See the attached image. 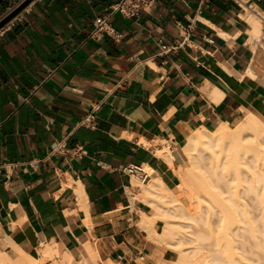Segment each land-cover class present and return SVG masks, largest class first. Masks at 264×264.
I'll return each mask as SVG.
<instances>
[{"label":"crops","instance_id":"obj_1","mask_svg":"<svg viewBox=\"0 0 264 264\" xmlns=\"http://www.w3.org/2000/svg\"><path fill=\"white\" fill-rule=\"evenodd\" d=\"M116 2L34 0L0 35L6 249L12 240L39 258L49 243L65 264L162 262L167 208L151 181L179 195L191 132L264 119V31L249 20L264 0H158L139 17L112 16L120 38H91ZM162 42L180 47L162 52ZM93 107L97 129L79 126ZM167 147L173 166L157 156ZM131 165L148 166L149 180Z\"/></svg>","mask_w":264,"mask_h":264},{"label":"bare ground","instance_id":"obj_2","mask_svg":"<svg viewBox=\"0 0 264 264\" xmlns=\"http://www.w3.org/2000/svg\"><path fill=\"white\" fill-rule=\"evenodd\" d=\"M252 11L249 20L254 27L253 33L260 36L264 31V27L255 13L259 10L255 8ZM182 151L184 158L179 157L182 168L176 171L180 178L179 195L166 188L161 178L152 180L147 187L153 196L156 195L155 197L168 206L169 209L166 210L167 215L165 217L171 215L179 219L190 218L192 213L196 211V205L199 207L198 209H202L201 205L204 202H210L214 206L233 199L238 200L237 197L234 198V193L232 194L223 187V177L216 171L222 165L231 168L237 179L242 173H245L249 186L244 187L243 191L248 196L253 192L255 199H252L254 196L250 199L253 201L259 199L258 202L264 204L263 194L261 198L259 195L261 193L256 192L257 183L264 181V121L258 116L248 115L235 127H230L225 123L213 130L207 128L196 129L188 135V141ZM157 156L168 161L171 166L174 165L177 159V156L168 147L157 150ZM202 159L207 163L200 167L199 164ZM146 169L151 171L148 166H146ZM224 184L230 187L231 183L226 182ZM182 198L188 199L189 206L182 202ZM200 211L202 213V210ZM169 225H174V222L170 221ZM172 233L173 235L176 234L174 230H171ZM11 241L8 243L10 245L9 249L5 248L7 242L0 247V264H41L44 259L55 257L58 253L51 244L46 243L39 249L40 257L36 258L25 252L20 246L12 243L14 241ZM84 247L94 260L99 259V252H96L89 244ZM202 248L204 247L193 248L192 252L187 255L183 253L185 255L180 256L178 262L175 263L206 264L208 260L217 263L223 261L222 258L219 259L221 256H218L217 253L218 257L214 255L212 259H209L204 252L198 256V251H201ZM218 253L221 255V252L218 251ZM60 259L58 264H65L68 261L66 256H62Z\"/></svg>","mask_w":264,"mask_h":264},{"label":"rangeland","instance_id":"obj_3","mask_svg":"<svg viewBox=\"0 0 264 264\" xmlns=\"http://www.w3.org/2000/svg\"><path fill=\"white\" fill-rule=\"evenodd\" d=\"M181 157H183L182 150ZM205 163L207 162L202 159L199 166ZM180 168H182L181 163L178 169ZM216 171L223 177L222 182L231 183L230 187L223 183V187L234 193V198L237 197L238 200L233 199L214 206L210 202H204L201 205L202 209H198L196 205V211L190 218L179 219L171 215L167 216V226L160 238L165 243L168 253L166 258L158 264H176L180 256L187 255L193 248L202 246L204 248L198 251V256L204 252L209 259L215 255L221 256L219 259L223 260L221 263L208 260L206 264H264V204L258 202L259 199H256L257 201L250 199L253 196L252 199H255L253 192L250 191L251 195L248 196L243 191L244 187L249 186L245 173L237 179L234 171L227 166L222 165ZM257 184L256 192L261 193L259 194L261 198L263 194L264 199V181ZM184 204L189 206L188 199L184 200ZM165 207L169 209L167 205ZM170 221L174 222V225H169ZM171 230H174L176 234H171ZM1 245L5 243L1 242L0 247ZM55 257L46 258L41 264H58Z\"/></svg>","mask_w":264,"mask_h":264},{"label":"built area","instance_id":"obj_4","mask_svg":"<svg viewBox=\"0 0 264 264\" xmlns=\"http://www.w3.org/2000/svg\"><path fill=\"white\" fill-rule=\"evenodd\" d=\"M26 0H5L0 5V22L13 13L19 6H21ZM158 0H118L113 4L109 10L103 15L95 19L94 29L91 32L90 37L101 41L105 36H111L115 39L121 37V34L112 26L110 19L116 14H120L126 18L139 17L143 13L151 10ZM32 4V3H31ZM30 4V5H31ZM30 5H28L23 11H25ZM251 7V6H250ZM259 9V8H258ZM245 10V9H244ZM22 11V12H23ZM20 12L10 22L4 25L0 29V35L8 28V26L22 13ZM246 12V10H245ZM257 16L264 23V12L261 10L255 12ZM212 41V40H211ZM180 45L168 46L164 42L161 43L162 52H171L179 49ZM98 108L93 107L90 112L84 115L79 121V126L86 127L92 130L97 129L98 122L95 112ZM61 148V147H59ZM63 148V146H62ZM126 170L133 175L138 176L141 183H146L149 180L150 173L142 165H131Z\"/></svg>","mask_w":264,"mask_h":264},{"label":"water","instance_id":"obj_5","mask_svg":"<svg viewBox=\"0 0 264 264\" xmlns=\"http://www.w3.org/2000/svg\"><path fill=\"white\" fill-rule=\"evenodd\" d=\"M5 0H0V5ZM34 0H26L21 6H19L13 13L6 17L3 21L0 22V29L10 22L14 17H16L20 12H22L28 5H30Z\"/></svg>","mask_w":264,"mask_h":264},{"label":"trees","instance_id":"obj_6","mask_svg":"<svg viewBox=\"0 0 264 264\" xmlns=\"http://www.w3.org/2000/svg\"><path fill=\"white\" fill-rule=\"evenodd\" d=\"M259 118H261L264 121V119L262 117L259 116Z\"/></svg>","mask_w":264,"mask_h":264}]
</instances>
